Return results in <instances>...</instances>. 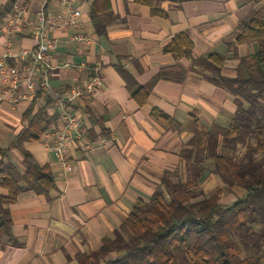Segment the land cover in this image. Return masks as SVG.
Segmentation results:
<instances>
[{"label":"crops","instance_id":"1","mask_svg":"<svg viewBox=\"0 0 264 264\" xmlns=\"http://www.w3.org/2000/svg\"><path fill=\"white\" fill-rule=\"evenodd\" d=\"M18 1L30 18H36L42 10L48 15L62 10L58 0ZM159 1L158 10L165 15L154 14L136 0H110L112 15L104 18L107 33L100 36L91 18L95 0H72L81 13L77 27L56 30L49 72L51 89L82 86L94 75L96 64L102 80L91 98L74 108L80 117V133L93 149L83 152L70 146L72 172L63 170L42 140L12 147L24 128L23 116L31 104L0 103V161L1 151L10 148L6 160L24 172L25 150L41 166H48L56 181L49 195L26 191L9 207L12 233L22 246L14 247L4 238L0 264H77L80 256L96 250L103 238L123 225L138 200L152 197L165 172L178 173L185 179L179 154L193 134L173 127L172 121L185 126L195 114L201 132H207L213 124L230 125L236 111L235 98L205 80L200 69L189 68L194 59L217 53L228 59L224 76L235 77L237 63L231 59L227 42L235 39L233 32L251 9H264V0ZM10 2L0 0V55L5 44L1 26ZM180 34H187L193 42L191 59L165 52ZM74 35L90 38V44L72 41ZM13 41L16 50L31 47L33 31L27 29ZM256 50V45L241 46L239 54L247 56ZM176 65L188 70L183 80L158 78L162 70H173ZM151 85L141 106L131 90ZM52 107L51 97H39L32 112L44 111L51 120L49 129H61L59 114ZM156 112L167 115L170 121L154 115ZM209 177L217 184L213 174H206L201 188ZM6 194L0 188V195Z\"/></svg>","mask_w":264,"mask_h":264},{"label":"trees","instance_id":"2","mask_svg":"<svg viewBox=\"0 0 264 264\" xmlns=\"http://www.w3.org/2000/svg\"><path fill=\"white\" fill-rule=\"evenodd\" d=\"M17 1L11 0L5 16ZM136 2L149 6L154 14L165 15L158 10L159 0ZM109 15L110 0H95L91 18L100 36L107 33L104 18ZM233 35L235 39L227 46L231 59L237 63L235 77L224 76L228 59L217 53L194 59L189 68L200 69L205 80L235 98L236 111L230 125L213 124L207 132H201L195 114L190 115L185 126L172 121L173 127L193 134L179 154L185 165V179L178 173L165 172L152 197L148 201L138 200L123 225L112 236L103 238L96 250L80 256L77 264H262L264 230L257 233L253 227L264 223V163L257 160L259 156L264 159V9H251ZM246 45H256L257 50L247 56L239 54V48ZM192 49L190 37L180 34L165 52L179 59H191ZM172 69L162 70L158 78L183 80L188 73L180 65ZM151 89L152 85L131 92L142 106ZM34 104L25 112L24 128L12 147L40 141L48 131L51 120L42 110L33 114ZM154 115L170 121L161 112ZM244 144L242 160L229 153ZM9 150L1 151L0 161V188L7 191L0 195V244L7 238L12 246L21 247L12 233L9 207L26 191L49 195L56 188V181L51 169L41 166L25 150V171L20 172L6 160ZM212 159L214 167L208 166ZM206 174L216 175L227 186L243 190L242 197L224 204L223 190L206 195L200 187ZM250 249L256 255L262 250V255L252 257L247 252ZM244 251L246 258L242 256Z\"/></svg>","mask_w":264,"mask_h":264},{"label":"built area","instance_id":"3","mask_svg":"<svg viewBox=\"0 0 264 264\" xmlns=\"http://www.w3.org/2000/svg\"><path fill=\"white\" fill-rule=\"evenodd\" d=\"M58 3L62 7L60 12L48 15L42 10L36 18H30L26 7L17 1L11 13L5 17L1 26L5 44L0 55V103L17 106L35 102L37 94L51 97L52 111L59 114L62 127L49 129L44 134L42 143L46 150L54 152L63 170L70 173L74 170L70 146L83 152L93 149V145L85 141L80 133V117L74 108L77 103L90 99L102 86V80L99 75L100 66L96 64L93 68L94 75L86 79L82 86L51 89L49 72L52 69L51 57L56 49V30L76 28L81 16L72 0H58ZM27 29L33 31V45L16 50L13 37ZM71 40L88 45L91 41L83 35H74Z\"/></svg>","mask_w":264,"mask_h":264},{"label":"rangeland","instance_id":"4","mask_svg":"<svg viewBox=\"0 0 264 264\" xmlns=\"http://www.w3.org/2000/svg\"><path fill=\"white\" fill-rule=\"evenodd\" d=\"M246 152V145L244 144L243 146H239L237 147L236 149L234 150H229V153L231 155L234 156V158H238L240 160H242L244 158V153ZM232 156V157H233ZM257 160L261 163H264V159L262 157H258ZM208 166L210 167H214V160H210L208 162ZM215 176V180L217 181V184L215 183L214 180H212L213 178H207L206 179V182L203 184V187H202V190L204 191V193L206 195H211L213 194L214 192H216L217 190H223V196H222V203L226 204V203H229L230 201L232 200H238L242 197L244 191L241 190V189H238V188H235V187H229L227 186L226 184H224L216 175ZM253 230L255 232H262L264 230V223L261 222L260 224L256 225L253 227ZM231 237H232V232H231ZM233 239V237H232ZM263 250H264V246H263ZM250 255H252V257H258V256H261L262 255V250L260 253H258L257 255L254 253L253 250H249L247 251ZM247 252H243V258L245 257L246 258V253ZM249 258V257H248ZM262 264H264V257H263V260H262Z\"/></svg>","mask_w":264,"mask_h":264}]
</instances>
